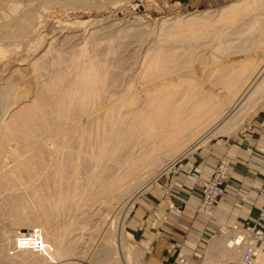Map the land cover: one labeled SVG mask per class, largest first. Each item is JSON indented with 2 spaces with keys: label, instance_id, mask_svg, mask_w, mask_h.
Segmentation results:
<instances>
[{
  "label": "bare ground",
  "instance_id": "1",
  "mask_svg": "<svg viewBox=\"0 0 264 264\" xmlns=\"http://www.w3.org/2000/svg\"><path fill=\"white\" fill-rule=\"evenodd\" d=\"M28 7L0 12L8 38L35 25L37 10ZM180 19L164 21L127 82L123 40L136 29L104 43V35L85 32L71 38L78 44L70 50H55L59 36L40 41L27 67L0 87V264H66L96 205L114 214L134 188L146 189L177 157L236 128L241 112L262 99L264 0L222 8L202 26ZM28 228L42 234L41 248L35 240L16 245ZM235 235L210 249L228 264L243 240Z\"/></svg>",
  "mask_w": 264,
  "mask_h": 264
},
{
  "label": "rangeland",
  "instance_id": "2",
  "mask_svg": "<svg viewBox=\"0 0 264 264\" xmlns=\"http://www.w3.org/2000/svg\"><path fill=\"white\" fill-rule=\"evenodd\" d=\"M3 1H4V6L0 8L1 13L3 11L4 13H7L6 8L10 5L16 4L20 6L21 9H25L26 7L29 8L28 6L35 7V10H37L36 12L38 15V19L35 25L31 28L29 34L27 33L25 34V36H20L19 38H8L6 35L3 34V32L0 31V87L4 83L2 87L6 88L9 85L6 83H9L13 74L17 73L19 70H22V68L24 69L27 67L28 62L32 58L31 56L34 53L35 46H37L40 43V41L42 42L43 40H53L59 36V38H57L56 41L54 42L55 45L54 47H56L55 50L56 51L70 50L68 48H72V47L74 48L75 44L76 43L78 44L77 41L75 43V41L71 38H73V36L75 37L76 35L83 34L85 32L88 33L91 31L92 32L95 31L104 35L103 38L101 37L102 38L101 40L104 43L106 41L104 39H107L108 42V40L112 41L115 36H119L118 35L120 34L119 31H123L121 33L123 34V33H127L128 30L134 31V29H136L135 32H138L140 36L137 33L134 34V32H132V34L134 35L130 34L129 38H126V41L131 39L133 43L131 41L125 42L124 41L125 39L123 40L124 44L125 43L126 44L122 46V50H124V54L122 56L123 59H121L122 67H123V68L121 67V72H125V74L123 75L120 81L127 82L129 77L132 75L131 72L137 70L138 66L140 65L143 58V50L147 46L146 44L152 41L153 39L157 38L156 36H159V32H161L160 28L163 26L162 24L164 23V21L166 22L168 20L175 21V20H179L180 18H181L180 20H186L195 17L197 18V20H200L197 21L199 22L198 25L202 26L201 24L204 23L203 22L204 19H205L204 21H206L207 18L209 17V19L213 20L214 18L217 17L218 13L222 8L234 5L238 2H241L242 0H189V3H181L178 0H65V1L64 0H12V2L11 0H3ZM204 15L206 16L203 17ZM201 17H203V20ZM201 21L203 23H201ZM100 34L98 35V37H100ZM106 34H109L111 36L108 38ZM135 35L138 36L135 37ZM61 45H63L64 47ZM7 46H9L10 48L9 47L7 48ZM125 50H127L128 52ZM257 102L256 101L251 102L250 105H248L244 109V111L241 112V114H243L242 115L243 120H241V122H239V124L235 126L236 128H234L231 131H228L227 133L214 136L213 138L212 137L208 138V140L203 145L193 148L191 151H189L187 155L196 152L201 147L209 145L215 141H218L223 137H228V136L232 137L236 133L240 132L249 123V121L253 117H255V115H257L261 111H264V96L262 97V99L258 100ZM187 155L183 157H177L175 159V162L172 164L171 168L165 171L164 173H161V175L158 176L155 180H153L150 185L152 186L157 181V179L161 178L162 175L168 173L173 168H175L176 165L181 160H183ZM156 171L158 172V170ZM143 186L144 184L140 186V188L139 187L134 188V191L133 190L131 191L128 197H126L124 203L118 208L114 209L115 211L114 214H111V212H107L106 208L103 205L102 206L96 205L97 206L96 211L97 210L98 211L97 214L94 216L95 218L92 217V219L90 220L87 218L88 230L84 232L78 231L80 232L79 235L80 239L77 244L72 246L71 255H68L69 257H66L67 261L69 262H67L66 259H63L64 260L63 262L66 264L68 263L69 264H99V263L128 264V262H130V264H153L151 261H149L145 248L141 246L139 240L133 236L128 226V220L130 218L131 212L136 206L139 197L142 195V193H144L147 189L150 188L148 186L149 188L147 187L146 189H143ZM132 198L134 200H131ZM129 200H131L132 202L131 201L129 202ZM125 203L127 204L129 203V204L123 206ZM118 213L120 214L118 215ZM94 227L96 228L93 229ZM6 229L9 230V227H7ZM36 230L35 229L33 230V228L32 229L28 228L27 230L20 231V234L24 236H19L15 238V240L17 239V242H15L16 245H20L21 244L20 242L22 241L35 240L37 241L38 244L41 242L38 245L39 248H41L43 236L39 231ZM237 231L240 233L242 232V230H237ZM27 232H29V235ZM83 235H85V238L81 237ZM233 235H235V233L234 234L229 233L225 237H229ZM95 236L98 238H96ZM104 236L105 238L106 236L111 239L113 238V240L110 241V239H106V241L104 242V238H103ZM236 236L243 237V234L242 235L236 234L235 237ZM83 240L86 242H84ZM98 242L101 244H99ZM113 243L115 244V246H113ZM213 245H216V242L210 244L206 254L202 255L198 264H208V263L228 264L227 261L229 260L225 258L223 251L213 252L210 250ZM243 245L244 244H241L240 248L237 246V250L234 251V260L233 261L231 260L229 264H241L239 262L243 250L242 249ZM224 246L225 245L220 246V249H223ZM111 247L114 250H112ZM257 249L259 253L264 252V248L260 247L258 242H257ZM103 252L105 258L104 257L101 258ZM10 253H13V250ZM97 256H99V258ZM127 256L129 257V259ZM108 259L110 260V262L108 261ZM106 260L107 263H105ZM253 264H264V259H260L259 257H256L254 259Z\"/></svg>",
  "mask_w": 264,
  "mask_h": 264
},
{
  "label": "crops",
  "instance_id": "3",
  "mask_svg": "<svg viewBox=\"0 0 264 264\" xmlns=\"http://www.w3.org/2000/svg\"><path fill=\"white\" fill-rule=\"evenodd\" d=\"M231 165L225 194L213 211L199 213L200 187L219 161ZM150 187V188H149ZM139 197L128 226L153 264H198L210 244L229 233L257 226L264 205V111L232 137L187 155Z\"/></svg>",
  "mask_w": 264,
  "mask_h": 264
},
{
  "label": "built area",
  "instance_id": "4",
  "mask_svg": "<svg viewBox=\"0 0 264 264\" xmlns=\"http://www.w3.org/2000/svg\"><path fill=\"white\" fill-rule=\"evenodd\" d=\"M230 172V163L226 160L219 161L212 178L209 181L203 182L200 187L201 199L197 210L199 213L208 215L213 211L225 194V184L229 179ZM257 222L264 224V205ZM242 232L243 240H241V244H244L241 254L242 264H253L258 252L257 241L263 233L257 229V226H249L242 230ZM237 246L240 247L241 245Z\"/></svg>",
  "mask_w": 264,
  "mask_h": 264
},
{
  "label": "water",
  "instance_id": "5",
  "mask_svg": "<svg viewBox=\"0 0 264 264\" xmlns=\"http://www.w3.org/2000/svg\"><path fill=\"white\" fill-rule=\"evenodd\" d=\"M181 3H189V0H178Z\"/></svg>",
  "mask_w": 264,
  "mask_h": 264
}]
</instances>
